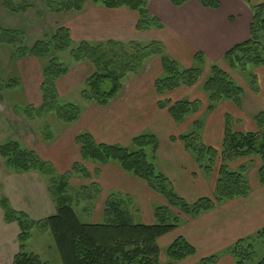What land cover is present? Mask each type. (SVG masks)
Segmentation results:
<instances>
[{"label": "trees", "instance_id": "1", "mask_svg": "<svg viewBox=\"0 0 264 264\" xmlns=\"http://www.w3.org/2000/svg\"><path fill=\"white\" fill-rule=\"evenodd\" d=\"M85 1L42 0V3L47 13L65 15L82 12ZM169 1L178 8L193 0ZM197 1L205 8H220L219 0ZM244 1L249 3V0ZM93 3L107 9L128 8L136 12V28L140 32L164 27L150 14L148 0H93ZM3 7L8 13L16 16H25L35 9L31 0H3ZM252 11L250 39L234 47L223 58V62L230 69H244L248 63L264 65V5L252 6ZM40 14L39 12V16ZM26 31L22 28L9 29L0 26V48H10L13 62L32 57L42 63V104L40 107L27 105L22 110L29 123L49 115L55 116L64 124H73L80 119L81 107L75 103L61 102L57 92V81L69 73L71 63H88L92 66L94 71L85 82L81 98L100 107H106L115 100L123 90L125 78L129 74L139 73L146 61L153 56L161 58L164 71V77L155 84L159 95L182 86H195L203 76L206 64L204 55L197 53L193 66L185 69L166 54L163 44L159 42L147 45L115 41L74 44L71 31L67 27L54 28L42 39L29 45ZM63 55H68L69 62L61 59ZM20 88L22 80L18 74L5 78L4 73L0 71V93ZM202 90L208 99L207 115L214 112L223 102H232L239 109L242 108L243 90L219 65L211 66ZM160 108L168 109L174 122L180 125L190 115L199 112L201 102L187 99L174 103L163 102ZM17 114L20 115L18 111ZM256 120L264 124V112H261ZM203 129L204 121L201 119L194 123L189 133L178 138L194 157L203 174L211 175L217 163H220L213 196L203 197L193 204L181 198L173 184L157 168L159 143L155 135H139L132 140L129 147L99 144L90 133L77 136L75 142L80 147L83 161L99 165L117 163L125 172L145 181L154 192L166 200V206L155 209L153 224L135 222L130 211L132 199L120 195H111L106 201L103 222H80L74 208L75 198L69 193V189L73 176L83 179L91 177L82 164L77 163L69 173L58 175L49 162L19 141L9 140L0 144V157L11 172L38 173L45 178L56 209L54 215L36 221L27 214L14 210L9 200L0 196L4 221L7 224H17L20 228L19 251L12 264H48L39 255L27 251V243L35 229L52 234L62 264H162L158 240L180 226L181 215L196 218L225 202L247 198L250 195L247 165L232 170L229 167L231 162L247 157L258 158L261 163L258 179L259 183L264 185V135L258 132L235 131L232 118L227 115L223 145L218 150L202 142ZM99 194L98 188L84 187L76 196L87 195V199L94 201L98 199ZM173 209H177L179 213H174ZM258 241L264 242V228L252 237L235 243L227 249L226 254L235 260V264H264V258L259 261L256 258L254 244ZM195 254V247L184 237H179L165 250V264H180ZM219 259V255H213L203 259L200 264H217Z\"/></svg>", "mask_w": 264, "mask_h": 264}, {"label": "crops", "instance_id": "2", "mask_svg": "<svg viewBox=\"0 0 264 264\" xmlns=\"http://www.w3.org/2000/svg\"><path fill=\"white\" fill-rule=\"evenodd\" d=\"M219 1V9H209L197 0L178 8L169 0H149L150 14L164 27L152 28L146 32L137 30L138 14L128 8L107 9L96 4H85L82 12L65 14V17H62L68 20L62 26L71 31L74 44L115 41L147 45L159 42L163 44L166 54L185 69L193 66L197 53H201L206 59L203 76L193 87L182 86L159 95L155 84L164 77V71L161 58L153 56L146 61L139 73L129 74L125 78L123 90L108 106L100 107L93 102L80 100V119L73 124L59 125L58 132L48 141L42 139L39 143L36 139L39 137L38 131L33 129L31 123L27 127L29 131L26 129L20 132L19 129L20 135L17 134L14 140L49 162L58 175L69 173L77 163L82 164L90 173L89 179L79 180L85 182L81 189L85 187L100 190L96 209L101 208V212L94 211L93 223H99L103 219V209L111 195L133 199L144 224H153L155 209L166 206L167 202L145 181L125 172L117 163L99 165L83 161L80 147L75 142L78 135L90 133L99 144L125 147H129L132 140L139 135H155L159 143L157 168L173 184L176 193L189 204H193L203 197L213 196L220 163H217L211 175L203 174L194 157L178 138L189 133L196 121L205 118L202 142L220 150L229 113L232 115L235 131L256 132V125L253 119L246 115L244 104L239 109L232 102H223L214 112L207 115L208 99L202 86L212 65L222 67L225 64L224 56L250 39L253 21L251 9L252 6L261 5L263 0H249V3L244 0ZM21 61L27 63L25 77H21L24 95L33 103L38 102L41 97L42 104V63L32 57L19 62ZM93 71L88 63H71L69 73L57 81L60 99L74 94L75 98H81L85 82ZM259 95L254 92L252 94L257 103ZM185 99L199 100L201 108L198 113L190 115L184 123L178 125L168 109L160 108V104ZM248 164L253 167L249 172L250 195L247 198L225 202L196 218L181 215L180 226L158 240L162 264L166 262L165 250L179 237H184L196 249L193 257L180 264H200L203 259L213 255L220 256L217 264H235V260L226 254L227 249L264 228V185H261L258 179L260 160L247 157L231 162L229 167L237 170L241 165ZM4 179L3 191L16 210L27 213L34 220L46 219L45 215L50 213L52 216L56 213L45 184L47 182L40 174L11 173ZM28 185L31 186L27 188ZM17 238L15 251L18 252ZM7 259L8 256L0 249V264H7ZM12 263L11 260L10 264Z\"/></svg>", "mask_w": 264, "mask_h": 264}, {"label": "rangeland", "instance_id": "3", "mask_svg": "<svg viewBox=\"0 0 264 264\" xmlns=\"http://www.w3.org/2000/svg\"><path fill=\"white\" fill-rule=\"evenodd\" d=\"M31 1L34 4L35 9L33 11H30L26 16H16L8 13L3 7V0H0V26L9 29L22 28L24 30H27V42L29 45H32L37 40L42 39L43 36L49 34L50 31L54 28L63 27L62 25H64L68 21L66 20V18H62L65 17L64 15H52L50 13H47L45 11L42 0ZM252 1L255 2L254 0ZM85 4L93 5L94 3L93 0H86ZM262 4L264 5V0L262 1ZM39 12L41 13L40 16ZM42 15L44 16L42 17ZM61 59L63 61H68L69 57L67 55H63ZM25 65H27V63L23 61L13 62L11 60L10 48H0V71L4 73L5 78L11 77L15 74H18L20 77L24 78L26 74ZM221 68L225 70L231 76L233 82L243 90L242 103L244 104L245 113L247 116L253 119V122L256 125L257 129L256 132L264 135V124H261L259 123L260 121L256 120V117L261 112H264V65L258 66L253 63H248L244 69L239 67L233 70L230 69L226 64H223ZM253 92L257 95L260 94V98L257 99L258 103L257 101L255 102L254 98L252 97ZM60 100L61 102H70L82 106V102H80L82 98H75V94L71 97H64V99ZM40 103L41 97L38 98V102L36 103L29 102V100H27L24 95L23 88L13 90L11 92L0 93V144L9 140L16 139L17 134L20 135V133L18 132L19 129H21L20 132L26 131V129L28 130L27 127L30 123L31 125H33V129L38 131L39 137L35 138L39 140V143L40 141H42V139L47 141L52 137V135H55L58 132L59 125H66L53 115L46 116L42 119H36L35 121L30 123L27 122L22 110H24L25 106L27 105H36V107H38L39 105H41ZM17 111L18 113H20V115L17 114ZM227 115L232 118V115L230 113ZM203 121L205 122L206 119L203 118ZM247 167L248 180H251L249 172H251L253 167H251L250 164H248ZM9 173H12L13 175L18 174L11 172L5 166L4 160L0 157V196H5L9 200L12 208L16 210L10 199L7 197V195H5L3 191L4 184L2 185V183L3 181H5L4 178H6L7 175H10ZM79 179H82L83 181L87 180L78 176H73L70 181L69 193H71L75 198L74 208L80 222L84 224H92L94 211L99 212L100 210L101 212V208L97 210V200L90 201L89 199H87V195H81L78 197L76 196L78 193H81V187H83V185L85 184V182ZM30 186L31 185H28L27 188ZM131 201L130 211L134 217L135 222L143 223L142 215L137 210V206L133 202V199ZM16 211L20 212L18 210ZM173 212H177L176 214L179 213L177 209H174ZM53 213H55V211ZM45 216L46 218H48L51 215L49 213V215L47 214ZM100 222H103V219H101ZM19 234V226L17 224H7L4 221L3 210L0 208V249L3 254H6L8 256V259L6 261L8 262L7 264H10L11 260L13 262L15 255H17L18 253L17 250L15 251V249L17 247L16 238L19 236ZM17 245L19 246V243ZM254 250L258 261L264 258L263 241L256 242L254 244ZM27 251L39 255V257L43 261L48 262V264H62L55 245L54 238L49 231H41L39 229L33 230L32 237L27 243Z\"/></svg>", "mask_w": 264, "mask_h": 264}]
</instances>
